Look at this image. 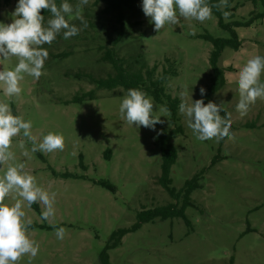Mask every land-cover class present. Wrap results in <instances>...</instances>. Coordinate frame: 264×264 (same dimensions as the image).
Masks as SVG:
<instances>
[{
    "label": "rangeland",
    "instance_id": "1",
    "mask_svg": "<svg viewBox=\"0 0 264 264\" xmlns=\"http://www.w3.org/2000/svg\"><path fill=\"white\" fill-rule=\"evenodd\" d=\"M69 3L75 8L78 0ZM15 4L13 0L0 8V21L11 22ZM140 5L141 0L134 8H124L120 18L118 12L105 9L106 3L89 0L81 9L87 26L78 35L64 39L60 34L51 45L41 46L48 50L44 74L39 79L25 74L18 96L5 97L0 91V101L32 121L37 142L54 132L64 137L65 144L63 150L33 153L31 141L14 137L10 150L15 159L0 166L2 176L8 164L24 162L39 186L56 193L55 215L47 221L41 219L39 203L25 207L32 220L28 233L39 251L31 261L25 255L16 264H102L99 254L118 228L135 223L142 209L173 201L158 181L162 156L157 136L172 127L164 104L148 95L154 115L164 121L153 131L137 129L121 116L119 104L126 93L121 87L98 89L93 99L72 101L78 91L95 88L75 72L106 76L113 71L100 59L106 48L128 62L140 59L136 66L157 64V74L170 65L169 58L178 74L168 79L167 92L180 100H190L191 95L193 100L201 98L199 89L210 83L212 72V43L201 35L228 36L218 16L212 13L204 22L181 17L178 24L157 32ZM230 6H236L228 12L235 19H247L255 9L250 0H233ZM50 16H45V23ZM66 19L81 26L74 16ZM237 31L242 45L224 49L219 64L228 68L226 84L211 100L227 111L232 138L199 141L178 111L184 131L173 139L178 149L171 169L173 185L182 188L204 170L201 186L192 193L195 205L186 209L190 223L177 216L143 223L109 250L113 264H264V100L257 99L243 117L235 109L239 70L253 56H264V18ZM64 52L71 53L56 57ZM16 63L14 56L0 59V70ZM260 80L264 82V72ZM163 110L168 115L163 116ZM25 150L30 158L22 155ZM100 180L109 181L114 189ZM5 202L13 201L9 197ZM54 226L65 228L64 239L56 238Z\"/></svg>",
    "mask_w": 264,
    "mask_h": 264
},
{
    "label": "clouds",
    "instance_id": "2",
    "mask_svg": "<svg viewBox=\"0 0 264 264\" xmlns=\"http://www.w3.org/2000/svg\"><path fill=\"white\" fill-rule=\"evenodd\" d=\"M88 3L89 0H78L74 8L69 0H60L59 5L56 0H16L11 22L0 21V59L17 58L13 68L0 70V91L5 97H15L21 93L20 81L25 74L33 79H39L44 74L48 50L42 45H51L60 34L64 39H69L87 26L81 9ZM227 5L228 0H219L214 6L222 9ZM140 6L157 32L165 25L178 24L181 17L204 22L211 17L213 7L208 0H141ZM42 9L51 14L46 23ZM222 15L227 18L229 13L222 11ZM66 16H74L81 26L70 23ZM262 72V55L248 59L239 70L236 80L239 99L235 109L241 117L247 114L250 105L257 99L264 100V82L260 80ZM205 91L201 86V97ZM163 111V116L168 115L167 110ZM178 111L184 116L187 127L197 140L232 138L229 131L231 121L227 115L220 114L223 111L222 105L211 101L204 103L202 98L193 100L191 95L190 100H181ZM119 113L137 129L144 126L156 131V125L164 123L161 116L154 115L152 99L137 88H129L124 94L119 104ZM18 136L32 142L30 151L33 153H51L63 150L65 146L64 137L54 132L43 134L37 142L32 132V121L14 114L9 103L0 101V166L15 159L10 146L13 138ZM20 147H24L22 140ZM22 155L30 158L28 150L23 151ZM9 197L13 202H5ZM55 198V192H49L37 184L36 178L25 170L24 162L8 164L0 176V264H16L25 255L31 261L37 255L39 244L30 238L28 227L32 220L26 216L24 209L39 203L42 205L41 219L47 221L55 215ZM54 233L57 239L62 240L65 228L54 226Z\"/></svg>",
    "mask_w": 264,
    "mask_h": 264
},
{
    "label": "trees",
    "instance_id": "3",
    "mask_svg": "<svg viewBox=\"0 0 264 264\" xmlns=\"http://www.w3.org/2000/svg\"><path fill=\"white\" fill-rule=\"evenodd\" d=\"M13 0H0V8L4 5H9ZM71 1V0H69ZM140 0H95V3H106L105 9L108 11H116L119 13L120 18L123 16L124 8H134ZM233 0H228V5L222 9H218L214 5H217L219 0H208V3L212 7V13L216 14L219 18V25L223 30L228 32V36H214L209 32L202 34L206 40L212 43V49L210 51L209 63L212 68L210 75V83L205 88L203 97L204 103H208L212 100L213 95L220 90L226 84V70L228 68L222 67L219 64L221 55L226 47L238 49L242 45V39L237 31V27L249 26L255 21L264 18V0H250L255 9L247 19H235L234 14H230V20L226 21L222 15V11H235L236 6H230ZM59 5L60 0H56ZM257 6H261L257 9ZM44 17L51 15L46 9L41 10ZM71 52H64L57 54L56 57L69 55ZM102 61L109 62L113 71L109 72L106 76H97L87 71H77L74 75L78 78H84L90 83L95 84V88L86 91H78L72 98L73 102H83L87 99H93L97 96L98 89L114 90L121 87L125 92L129 88H137L144 91L147 95H151L154 99L164 104L171 113L172 127L165 129L160 135L157 136V141L160 143V150L162 156V171L159 177V183L169 192L173 201L155 206L149 209H142L138 212L137 221L128 227L118 228L112 235L110 241L105 245L99 254V258L102 264H113L110 258V249L116 248L121 245L123 237L132 232L140 229L143 223L150 222L156 218H171L182 217L187 223H190L186 209L189 206H194L195 202L192 198L194 190L201 186V178L204 170L195 174L192 178L188 179L182 188H176L173 185L171 178V169L178 158V149L173 143V139L182 133L183 126L178 123V106L181 100L178 97L172 96L167 92L166 83L171 75H177L178 70L174 61H170L168 67H165L162 73L157 74L158 65L149 66L146 63H140L136 66V63L140 62V59H136L134 63L128 62L121 56H119L112 48H106L104 54L100 58ZM200 98V99H201ZM212 102V101H211ZM221 115H227V111L223 109ZM224 141V139L222 140ZM110 154V151H107ZM109 154L107 157H110ZM216 158L213 159L214 164ZM99 183L104 184L112 189L114 186L107 180H100ZM233 262V261H231Z\"/></svg>",
    "mask_w": 264,
    "mask_h": 264
}]
</instances>
